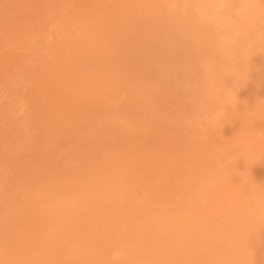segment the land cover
I'll return each mask as SVG.
<instances>
[{
  "label": "rangeland",
  "instance_id": "obj_1",
  "mask_svg": "<svg viewBox=\"0 0 264 264\" xmlns=\"http://www.w3.org/2000/svg\"><path fill=\"white\" fill-rule=\"evenodd\" d=\"M187 1L0 0V264H264V0Z\"/></svg>",
  "mask_w": 264,
  "mask_h": 264
},
{
  "label": "bare ground",
  "instance_id": "obj_2",
  "mask_svg": "<svg viewBox=\"0 0 264 264\" xmlns=\"http://www.w3.org/2000/svg\"><path fill=\"white\" fill-rule=\"evenodd\" d=\"M169 1H170V0H169ZM193 1H194V0H193ZM211 1H212L213 3H214L215 1H214V0H209L210 8H213V4H212ZM225 1H226V0H225ZM184 2H185V1H184ZM188 2H191V0L187 1V3H188ZM203 2H206V1L203 0ZM219 2H220V1H219ZM195 3H196V1L194 2V4H195ZM184 4H186V3H184ZM198 4H200V3H198ZM215 4H216V3H215ZM218 4H219V3H218ZM202 5H203V8L201 9V4H200V8H199V9H200L201 11H205V12H206V13H205V12H202V13H204V15L208 13L207 18H208V17H212V15H213L215 12H214V13H213V12L211 13L212 10H211L210 12H207L208 10H210V8L208 9L209 5L206 4L207 7H206L204 4H202ZM211 5H212V7H211ZM222 5H223V4H222ZM168 6H169V4H168ZM182 6H183V5H182ZM195 6H196V5H195ZM224 7H225V6H224ZM185 8H186V7H185ZM191 8H193V7H191ZM191 8L188 6V9H190L189 12L187 11V12H188V15H189V13H191ZM194 8H195V7H194ZM215 8H216V12H220V10L222 11V6H220V8H218V6H217V7L215 6L214 9H215ZM244 8H245V7H244ZM186 9H187V8H186ZM204 9H206L207 11L204 10ZM256 9H257V8H256ZM193 10H195V12H197V8H196V9H192V11H193ZM258 11H259V10H258ZM182 12H183V11H182ZM184 12H186V11H184ZM250 12L253 14V13H254L253 9H252V11H251V9H249V12L247 11V14L251 16ZM220 13H221V12H220ZM209 14H210V15H209ZM243 14H244V13H243ZM247 14H245L246 17H247ZM184 15L188 16L186 13H185ZM195 15H196V13H195ZM195 15H194V16H195ZM214 15H215V14H214ZM225 15H226V14H225ZM194 16H193V17H194ZM191 17H192V16H191ZM205 17H206V16H205ZM228 17H229V16H228ZM251 17H252V16H251ZM253 17H254V16H253ZM200 18L202 19V17H200L199 15H196V17H195V18H192V19H196V22H194V23H197V22L199 21V20L197 21V19H200ZM233 18H234V17H233ZM258 18H259V17H258ZM192 19H191V20H192ZM221 19H222V21H221V23L219 24V21H220ZM223 19H224V17H223V18L221 17L220 20H219V19H216L217 22H215L216 20H213V22H215L216 25L219 24V26L217 27V30H219L220 27H222V26H223L222 28H224V29L226 28V26L222 24V23L226 24V23L224 22ZM244 19H246V18H244ZM252 19H253V18H252ZM259 19H260V18H259ZM218 20H219V21H218ZM235 20H236V19L234 18V22H235ZM240 20H241V19H240ZM240 20H237V23H239ZM245 21H246V20H245ZM257 21H258V19H257ZM209 22H210L211 24L213 23L211 20H210ZM203 23H205L204 20H203ZM191 24L194 25L193 23H191ZM205 24H206V23H205ZM221 24H222V25H221ZM240 24H241V23H240ZM245 24H247V22H245ZM234 25H235V23H234ZM236 25H238V24H236ZM243 25H244V24H243ZM243 25L241 24V27H240V26H239V27H236V26H235V28H233V29L239 30L240 33H241L242 35L244 34V36H245V34L251 33V31H249V29L247 30V32H246V30L241 29L242 27L245 26V25H244V26H243ZM255 25H256V24H255ZM224 26H225V27H224ZM246 26H248V25H246ZM251 26H252V25H250L249 27L251 28ZM259 26H260V25H259ZM193 27H194V26H192L191 30L194 32V34H196L195 32H197V29H196V31H194V30H193ZM228 27H229V26H228ZM228 27H227V28H228ZM253 27H254V26H252V28H253ZM256 27H257V25H256ZM195 28H196V27H195ZM224 29H223V30H224ZM229 29H230V27H229ZM231 29H232V27H231ZM200 30H201V29H200ZM258 30H259V28H258ZM255 31H256V30H255ZM230 32H231V31H230ZM220 33H221V32H220ZM226 34H227V33H226ZM233 34H234V32H233ZM252 34H253V33H252ZM214 35H215V34H214ZM214 35H212V36L215 38V40H212V38L210 37V41L213 42V43H215V41L221 36V35H217L218 37H217V36L215 37ZM256 35L261 36L258 32H257V33L254 32V34H253L252 36H250L251 39H255V40H254V43L252 44L253 46H252V45H249V48H250V49H251V48L253 49V47L255 48L257 45L260 44V43H259V38L256 37ZM229 37H230V36H229ZM238 37H239V33H238ZM245 37H246V36H245ZM252 37H253V38H252ZM232 38H233V36H232ZM241 38H244V37H241ZM230 39H231V37H230ZM233 42H234V41H233ZM257 43H259V44H257ZM217 44H218V43H217ZM254 44H255V45H254ZM218 45H219V44H218ZM230 46H231V44H230ZM222 47H223V46H222ZM230 48H231V47H230ZM236 48H237V47H236ZM241 48H242V47H241ZM227 49H228V48H227ZM247 49H248V46L246 47L245 50H244V48H242L241 50H243V52L245 51V53H247ZM258 49H259V48H258ZM229 50H230V49H229ZM233 50H234V49L230 50L229 53H231V51H233ZM239 50H240V49H239ZM260 50H261V49H260ZM225 51H226V49H225ZM236 51H237V50H235L234 52H236ZM250 51H251V50H249V53H250ZM254 51L256 52V50H254ZM258 52H259V51H258ZM245 53H244V54H243V53H240V58H239L240 60H239L238 57L236 56L238 61H240V62L242 61L241 63H244L243 60H241V59H242L243 55H245ZM261 53H262V52H261ZM261 53H259V54H261ZM215 54H216V53H215ZM226 54H227V52H226ZM233 54H234V53H233ZM235 54H236V53H235ZM231 55H232V54H231ZM231 55H230V57H231ZM236 55H237V54H236ZM207 56H208V55H207ZM245 56H246V55H245ZM208 57H209V59L211 58L210 56H208ZM213 57H214V56H213ZM215 57H216V55H215ZM247 57H249V55H248ZM205 58H206V56H205L203 59H205ZM244 58H245V57H243V59H244ZM231 59H232V62H231L230 65H231L232 67H233L234 65H237V64H236L237 60H234L233 55H232ZM249 59H250V58H249ZM249 59L246 60V58H245L246 61H248ZM199 61H201V60H199ZM202 61H203V60H202ZM205 61H206V60H205ZM203 62H204V61H203ZM206 62H208V60H207ZM200 63H201V62H200ZM216 63H218V66H216ZM216 63H215V66H216L219 70L221 69L220 71L222 72V76H223V71H222V70H224V67H222V65H221V68H220V67H219V62H216ZM249 63H250V60H249ZM198 64H199V63H198ZM198 64H197V66H200V65H198ZM206 64H207V63L204 62V69H203V67H200V68H201V71H202V69H203L204 72H206V73L209 72L208 76H206V77H209V75H211L212 73H213V75H215V72H218L219 74H221L220 71H216V70H215V71L212 70V71H214V72H212V71L210 72V71H209V67H207V66H206L207 68L205 67ZM195 65H196V64H195ZM201 65H202V64H201ZM208 65H209V64H208ZM212 65H213V64H212ZM212 65H211V66H212ZM247 65H248V64H247ZM250 65H251V64H250ZM260 65H261V67L259 66V64H258V66H257V67L260 68V69L258 68L259 71H257V75L254 73V70L251 69V70H253V73H254V77H251V75H252L251 71H249V70L246 68V65L243 64V66H244L245 68H242V70H241V68L239 69V70L241 71V74L243 75L242 77L246 79V77H244V75L247 73V75L251 74V75H250V79H251V80H252V78H253V80H259V81L264 80V79L261 80V77L264 78V71H262V73H261V69H262V66H264V64L261 63ZM197 66H196L195 68H197ZM209 66H210V65H209ZM213 67H214V66H213ZM237 67H239V66H237ZM247 67H248V66H247ZM222 68H223V69H222ZM225 68H226V67H225ZM249 68H251V66H249ZM252 68H253V67H252ZM233 69H234V67H233ZM244 69H245V72H244ZM246 69H247V70H246ZM254 69H256V67H255ZM262 70H264V69H262ZM242 72H243V73H242ZM199 73H200V72H199ZM202 73H203V72H202ZM206 73H205V75H207ZM260 73H261V76H260ZM203 74H204V73H203ZM205 75H204L203 77H205ZM224 75H225V73H224ZM233 75H234V74H233ZM164 76H165V75H164ZM167 76H169V74H167ZM199 76H200V75H199ZM199 76H197V77H199ZM201 76H202V75H201ZM245 76H246V75H245ZM255 76H256V78H255ZM257 76H260V77L257 78ZM203 77H202V78H203ZM206 77L204 78L205 80H206ZM218 77L221 78V76H218ZM225 77H226V76H225ZM242 77H241V78H242ZM247 77H248V76H247ZM199 78H200V77H199ZM254 78H255V79H254ZM259 78H260V79H259ZM197 79H198V78H197ZM226 79H227V78H226ZM228 79H229V78H228ZM248 79H249V78H248ZM233 81H236V80H233ZM227 82H228V81H226L225 83H227ZM228 83H229V82H228ZM231 83H232V82H231ZM235 83H236V82H235ZM238 83H239V82H238ZM260 83H261V82H260ZM229 84H230V83H229ZM232 84H233V83H232ZM243 84H244V83H243ZM226 85H227V84H226ZM230 85H231V84H230ZM240 85H242V83H241ZM240 85L237 84V87H238V86L240 87ZM244 85H245V84H244ZM212 86H213V85L211 84V87H212ZM221 86H222V84H221ZM222 87H223V86H222ZM237 87H236V88H237ZM209 88H210V86H209ZM243 88L246 89L245 87H243ZM206 89H207V88H206ZM224 89H226V88L224 87ZM229 91H230V90H229ZM231 93H232V91H231ZM224 95H225V94H224ZM214 96H215V95H214ZM224 98H225V96H224ZM233 99H234V98H233ZM225 101L228 102V103H229V101H231V104L234 103V100L229 99V98H228V100H227V98H226ZM223 102H224V101H223ZM226 102H225V103H226ZM210 103H211V102H210ZM212 104H213V103H212ZM237 104H238V103H237ZM215 105H216V103H215ZM215 105H214V106H215ZM233 105H234V104H233ZM215 108H216V107H215ZM220 108H221V107H220ZM222 108H223V106H222ZM218 109H219V108H218ZM231 109H232V108H231ZM215 110H216V109H215ZM221 111H222V110H221ZM211 117H212V116H211ZM260 221H261V220H260ZM260 221H259V222H260ZM249 225H250V224H249ZM233 232H234V231H233ZM232 239H233V238H231V240H232ZM229 242H230V241H229ZM233 243H234V242H233ZM233 243H229V244L232 245Z\"/></svg>",
  "mask_w": 264,
  "mask_h": 264
}]
</instances>
